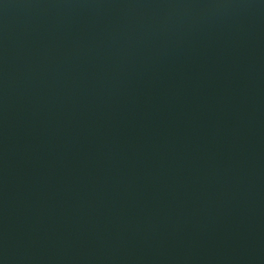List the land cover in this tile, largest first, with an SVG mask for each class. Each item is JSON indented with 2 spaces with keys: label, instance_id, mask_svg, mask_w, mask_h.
I'll return each instance as SVG.
<instances>
[{
  "label": "water",
  "instance_id": "1",
  "mask_svg": "<svg viewBox=\"0 0 264 264\" xmlns=\"http://www.w3.org/2000/svg\"><path fill=\"white\" fill-rule=\"evenodd\" d=\"M0 264H264V0H0Z\"/></svg>",
  "mask_w": 264,
  "mask_h": 264
}]
</instances>
